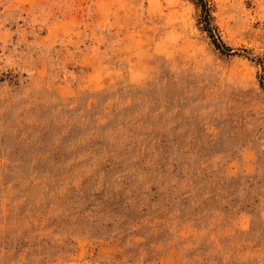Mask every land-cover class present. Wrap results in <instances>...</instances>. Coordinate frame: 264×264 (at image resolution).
<instances>
[{
	"label": "rangeland",
	"instance_id": "1",
	"mask_svg": "<svg viewBox=\"0 0 264 264\" xmlns=\"http://www.w3.org/2000/svg\"><path fill=\"white\" fill-rule=\"evenodd\" d=\"M0 264H264V0H0Z\"/></svg>",
	"mask_w": 264,
	"mask_h": 264
}]
</instances>
